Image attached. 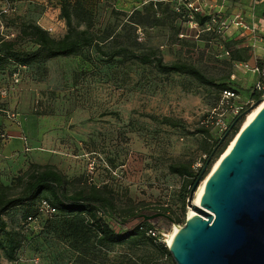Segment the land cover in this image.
<instances>
[{
  "label": "rangeland",
  "instance_id": "rangeland-1",
  "mask_svg": "<svg viewBox=\"0 0 264 264\" xmlns=\"http://www.w3.org/2000/svg\"><path fill=\"white\" fill-rule=\"evenodd\" d=\"M60 1L64 2L0 0V34L13 39L26 24L36 23L53 37H63L68 26ZM82 2L83 10L66 8L73 24L78 30L91 24L107 55L85 47L76 57L40 60L25 67L10 63L0 70V184L10 187L11 195L18 194L17 178L33 165L54 166L68 178L71 191L82 189L88 179L97 184L109 180L125 189L122 196L127 204L120 208H169V213L183 215L181 224L152 221L169 244L190 211L188 197L183 198L184 180L169 167L185 163L196 169L203 164L204 147L219 130L213 129L216 122L250 99L263 79L259 71L253 72L258 68L255 59L235 61L232 52L248 44L253 56L264 57V50L261 45L252 47L240 30L221 34L186 30L185 19L178 17L170 1ZM260 9L264 14V7ZM135 10L140 15L133 16ZM23 47L35 49L30 42ZM123 48L128 52L111 57ZM152 51L165 63L196 66L237 94L228 99L218 89L185 75L161 74L154 63L144 65L137 59ZM165 118L180 125L172 127L163 122ZM201 127L209 135L199 133ZM220 157L212 158L202 181ZM27 211L19 207L3 216L18 247L13 255L0 250V264H152V246L144 239L79 256L69 248L58 221L28 225ZM172 259L162 258L157 264H175Z\"/></svg>",
  "mask_w": 264,
  "mask_h": 264
},
{
  "label": "trees",
  "instance_id": "trees-1",
  "mask_svg": "<svg viewBox=\"0 0 264 264\" xmlns=\"http://www.w3.org/2000/svg\"><path fill=\"white\" fill-rule=\"evenodd\" d=\"M140 1L144 3L145 0ZM166 1L174 4V10L179 18L186 17L187 10L180 5L183 0H157L150 1L147 4H161ZM60 2L64 3L62 13L68 26L65 35L57 39L52 36L50 31L36 23L26 24L20 34L13 39L0 34L1 71L5 70L10 63L25 67L40 60L46 61L59 57H76L85 47H93L102 55H107L103 52L98 39L91 32V24L86 30H78V27L73 24L71 14L66 9L68 6H71L83 10L82 0H64V2ZM139 11H133V16L140 15ZM183 19L186 22V18ZM24 42H30L35 49L26 50L23 47ZM238 43L240 44V42ZM127 52L128 50L123 48L115 52L111 57ZM251 58L250 48L247 46H240L232 52V59L235 61L247 62ZM137 59L144 65L154 63L155 68L161 74L176 73L185 75L196 80L201 85L218 89L221 92L237 94L236 90L229 84L224 82L217 83L192 64L185 62L165 63L162 57L155 51L137 56ZM255 61L263 77L261 82H264V57L257 56ZM262 96V92L255 87L250 100L256 103ZM234 110L230 111V124L227 130L222 135L218 133L219 131H216L215 139L208 141L204 147L205 154L200 168L193 169L190 164L185 163L169 167L172 173L178 174L184 180L183 198L185 200L187 197L189 198L203 169L206 166L207 169L211 167L214 156H222L228 148L229 143L232 142L233 137L239 132L243 120H240L232 130L230 133L231 138L228 140L229 135L224 139L226 132L234 121L247 111L243 110L236 116H233ZM163 122L172 127L180 125L168 118H165ZM197 131L209 135V130L204 127L199 128ZM107 181L106 184L102 183L104 181L101 184H97L90 183L87 180L82 189L71 191V183L68 178L54 166L33 165L30 170L17 178L16 182L20 185L18 194L11 195L9 193L10 187L0 184V250L13 255L18 247L15 245L14 238L7 231V223L3 216L16 208L27 207V212L29 213L26 215L25 222L28 225L33 223L28 221V218H32L33 221L38 222L40 225H44V223L51 222L52 220L58 221L60 225L59 230L63 231L69 248L79 256L85 253L90 254L91 251L96 249L110 250L117 246L123 247L129 243H137L144 239L152 246V264H157L162 258L172 259L167 243L162 237L163 233L152 224V221L156 219L147 221L143 217L144 215L162 213L168 218L158 219L167 221L168 223L181 224L184 221L183 215L180 216L174 212L171 214L169 213V208L147 209L141 205L120 208V206L127 204L123 202L122 196V192L125 189L115 184L111 185L109 180ZM42 201H47L56 210L55 213L48 217L42 216L40 212ZM183 210H185V207H183ZM150 231L155 236L150 234ZM2 234L8 236L6 241L4 238L2 239Z\"/></svg>",
  "mask_w": 264,
  "mask_h": 264
},
{
  "label": "water",
  "instance_id": "water-1",
  "mask_svg": "<svg viewBox=\"0 0 264 264\" xmlns=\"http://www.w3.org/2000/svg\"><path fill=\"white\" fill-rule=\"evenodd\" d=\"M262 102L264 95L234 121L224 139ZM238 134L212 169L198 204L194 198L207 166L190 193L187 206L196 214L167 244L175 264H264V105Z\"/></svg>",
  "mask_w": 264,
  "mask_h": 264
},
{
  "label": "built area",
  "instance_id": "built-area-1",
  "mask_svg": "<svg viewBox=\"0 0 264 264\" xmlns=\"http://www.w3.org/2000/svg\"><path fill=\"white\" fill-rule=\"evenodd\" d=\"M150 1L157 0H145L143 4L149 3ZM227 0H221L220 2H214L213 0H183L180 5L185 7L187 10L186 17V27L187 30H213L218 34H221L224 31L231 30H252L255 34L258 30H264V26L257 21L258 14L264 18L260 7H264V0H238V3L249 2V11L251 17V23H248L247 18L243 12H228L229 9L226 8ZM208 8V9H205ZM179 11V10H178ZM261 47L264 50V36L261 37ZM229 54V53H227ZM248 68V65H245ZM259 71L258 68L253 70V72ZM256 89L261 91L264 95V82L258 81L255 85ZM226 98L235 97V94L231 92H224ZM254 102L250 99L242 102L240 107H236L232 115L236 116L243 110H248ZM231 116V115H230ZM230 116L227 119L216 122L214 128L219 129V134H223L229 124ZM202 165L198 164L197 168H200ZM90 183H96L95 179H88ZM108 181L105 180L104 184ZM55 209L47 202L42 201L40 204V212L42 216L48 217L51 214L55 213ZM28 221L36 223L32 218H28ZM32 223V224H33ZM150 234L155 236L154 233L150 231Z\"/></svg>",
  "mask_w": 264,
  "mask_h": 264
},
{
  "label": "crops",
  "instance_id": "crops-1",
  "mask_svg": "<svg viewBox=\"0 0 264 264\" xmlns=\"http://www.w3.org/2000/svg\"><path fill=\"white\" fill-rule=\"evenodd\" d=\"M214 2H220L221 0H213ZM226 5L229 9V13L231 12H243L247 18V21L248 23H251V17H250V11H249V6H250V3L249 2H243V3H238V0H227L226 2ZM234 5V7H233ZM257 21H259L260 24H262L264 26V18L261 16V14L259 13L258 14V17H257ZM241 32L243 31V34L242 35H246L247 37H249L248 40H251V44L252 47H255L257 45H261V37L264 36V30H258L257 33H253L252 30H240ZM237 35V34H236ZM247 47H250L249 44L247 45ZM252 55V54H251ZM257 56H253L252 55V59H255ZM16 140H19L21 141L19 137H15ZM18 141V142H19ZM21 145V144H20ZM24 147V146H23Z\"/></svg>",
  "mask_w": 264,
  "mask_h": 264
},
{
  "label": "bare ground",
  "instance_id": "bare-ground-1",
  "mask_svg": "<svg viewBox=\"0 0 264 264\" xmlns=\"http://www.w3.org/2000/svg\"><path fill=\"white\" fill-rule=\"evenodd\" d=\"M263 105H264V102H262L259 106H257L255 109H253L250 113H248L247 119H246V121H245V123H244V125L242 127V130L240 132H242L254 120V118L256 117L257 113L259 112V110L262 108ZM232 144H230V145H232ZM218 162L216 163V165L214 166V168L217 166ZM209 175L201 182V184H200V186H199V188H198V190H197V192L195 194V198H194V203L195 204H198L199 201H200V197L202 195V192L204 190L205 183H206ZM195 214L196 213L192 209H190V211L188 213V217L194 216ZM175 230L176 231H174L173 234L168 239V242L169 243L173 240V238L175 237V235L179 232V227H178V229H175Z\"/></svg>",
  "mask_w": 264,
  "mask_h": 264
}]
</instances>
